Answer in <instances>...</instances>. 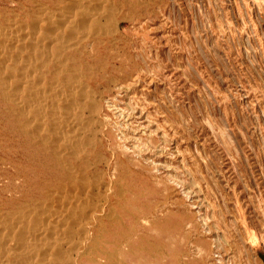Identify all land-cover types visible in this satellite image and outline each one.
Segmentation results:
<instances>
[{"label": "rangeland", "instance_id": "374dc122", "mask_svg": "<svg viewBox=\"0 0 264 264\" xmlns=\"http://www.w3.org/2000/svg\"><path fill=\"white\" fill-rule=\"evenodd\" d=\"M83 1L76 10L105 6L102 21L115 26L87 59L70 60L91 80L100 110L88 175L111 185L82 264H264V0ZM71 2L0 0L1 75L31 69L37 87L50 85L55 64L27 45L38 34L29 23ZM14 33L26 40L24 55ZM8 50L24 65L11 70L14 63L1 60ZM2 87L0 204L29 194L59 167L51 143L31 141Z\"/></svg>", "mask_w": 264, "mask_h": 264}, {"label": "bare ground", "instance_id": "6f19581e", "mask_svg": "<svg viewBox=\"0 0 264 264\" xmlns=\"http://www.w3.org/2000/svg\"><path fill=\"white\" fill-rule=\"evenodd\" d=\"M72 1L73 2H71V4L68 5L67 8H65L62 14L58 16H52L51 14L47 16L45 15L46 17L41 18L37 16L40 15L37 11V14L34 16H37L35 18L39 19H36V21L31 20L32 23H29L27 21L29 23V27H31V29L36 28L35 30L33 29V31L35 33H38L34 36V41H32L33 39L27 41V45L35 46L37 49L36 51H39L38 53L40 55L43 54L44 56H46L48 61L54 62L55 64L54 67L49 66V68L47 69V71H49L48 74H53V79L56 78L50 81L51 83L48 87H44L43 85L39 84V86H42L39 88L36 86V78L35 80H33V78H29L27 74L30 72L31 66H29L28 68L30 69L29 72L25 74L21 73L20 75L16 74L19 71L17 72L13 67L16 66V68L18 69L19 65H21V63L18 64L20 61L17 59V54L18 52L19 54H21L22 52V55H24L23 47L26 46V40L24 42V40H22L20 36L16 37V33H14L16 39L22 41V43L20 42L22 44L21 48L18 49V52L16 53H14L15 51L13 50V55L10 54L9 50L8 51L10 55L6 53H3L1 55L2 61L11 60V62L14 63V65H12V68L10 67L11 70H14H12L13 72L11 71V73L9 74V78L13 77L12 79L8 80L7 76L4 77L0 74V86L2 87V84H6L9 81L8 83L9 85H11L10 89L13 91L9 92L8 90L3 92L2 89H4V87H2V94L4 95L6 92H8L6 93V99L11 100L12 104L15 105L14 107L25 116L23 125H25L26 127H23H25V130L31 136V141L33 140V138H36L39 139V141L43 145L50 146L49 143H51L54 149V157L59 167L54 170L55 172H53L52 176H46L41 184H39L38 186H34L29 194H25L24 192H22L21 194L18 193L16 195L14 192V194H11L12 197L9 201L2 202L0 204V264H82L80 257L87 251V249L91 248L90 241L95 237L97 230H100V226L96 225L100 224L101 222V211L104 209L103 207L105 205L102 204L103 207L100 209L98 206L100 203L98 204V201L100 202V199L104 198L106 201H110L111 198L110 183H106V187L101 188L98 182L99 180H97L98 178L96 179V183H94L95 181H92V178L90 179L88 175V169L90 167L92 168L96 166H90L92 163V161L90 160L92 152L89 147L93 145L95 146L97 143L98 131L96 125H98L97 123L99 119H97L95 113L98 108V103L96 101V98L92 95L93 91L91 92V89L93 88V86L91 87V80L88 77L83 78L85 75H83L80 71V67L77 68L75 64L70 62V60L72 59V61L76 62V60L87 59V57L92 52L95 42L102 39L101 33L104 32L105 34V32H107L108 29L114 27L115 24H113L112 21H104L105 23L102 21L101 17L102 13L105 11V9H103L105 8V6H100L99 10L96 6L90 8L89 10H87L86 8H83L84 10H76V7L78 6L83 7L84 1ZM88 3L91 4V2L89 1ZM57 7L56 9H58ZM68 7L71 8L68 9ZM84 7L86 6L84 5ZM38 8H41V4L40 7L38 6ZM51 8L48 9H50L51 11ZM48 9L46 11H44L43 9V11L47 12L49 11ZM54 12L56 11L53 10V14ZM30 16L34 17L32 15ZM10 20L12 21V19ZM13 24L16 25L15 22ZM3 26L4 25H2V28L8 26V24L4 27ZM20 29H22V27ZM31 29L29 30L31 31ZM46 29H49L48 31L51 32H44V30ZM46 32H48L49 34L45 35ZM6 33H8V30ZM22 33H24V31L21 30L20 34ZM12 36L14 37L13 34L11 35V37ZM4 48L5 47H3V50ZM33 56L34 55H32V57ZM30 58L31 57H29L28 59ZM43 58L42 60L44 61H42L41 63H46V59ZM16 59L18 60V62L15 61ZM31 60H33V58ZM37 60L41 61V58ZM23 61L24 60H22V62ZM8 62L11 63L10 61ZM41 63L39 62V64H37L40 67L39 72L42 73V71H40ZM35 72L30 74H35ZM5 73L8 72L6 71ZM31 76L32 75H30V77ZM38 76L40 77L39 74ZM4 78H6L8 81L5 82ZM9 85H7V88L5 87L6 90L9 88ZM99 111H97V113ZM33 121L34 123L32 124ZM62 150H64V152H62ZM101 155L102 154H100V156ZM106 159H104V162L106 161ZM107 162L109 161H106V163ZM116 164L117 163H115V165ZM102 170L99 171L101 172ZM93 171L95 172V170ZM94 174L96 175V173ZM104 176L105 175H103V177ZM95 178L96 177H94V180ZM114 180L115 179H113V181ZM93 186H96V189L98 188L99 191H93ZM113 210H111V213H114ZM148 219L143 220L146 222V220ZM69 247H74L76 249V255L69 256L70 253L68 254V251H66V248ZM67 254L70 257H68L69 263L67 260H65L67 259L65 258ZM124 264H129L128 260L125 261Z\"/></svg>", "mask_w": 264, "mask_h": 264}]
</instances>
